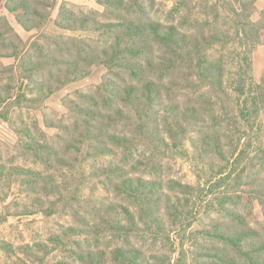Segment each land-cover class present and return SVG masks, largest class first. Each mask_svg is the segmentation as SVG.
<instances>
[{
  "label": "trees",
  "instance_id": "16d2710c",
  "mask_svg": "<svg viewBox=\"0 0 264 264\" xmlns=\"http://www.w3.org/2000/svg\"><path fill=\"white\" fill-rule=\"evenodd\" d=\"M95 1L103 8L64 1L52 19L57 0H0L30 34L0 12V119L16 135L0 182H18L19 214L55 218L20 252L50 264H264L259 0ZM94 67L106 69L99 83L47 105Z\"/></svg>",
  "mask_w": 264,
  "mask_h": 264
},
{
  "label": "rangeland",
  "instance_id": "374dc122",
  "mask_svg": "<svg viewBox=\"0 0 264 264\" xmlns=\"http://www.w3.org/2000/svg\"><path fill=\"white\" fill-rule=\"evenodd\" d=\"M64 1L76 2L90 7L102 9L95 0H57V4L53 9L52 19L56 18L58 9ZM264 8V0H259L257 3V12L255 18H258L259 11ZM0 12H4L8 15L12 24L18 29V31L27 37L28 33H25L23 29L18 25L15 16L10 14L4 6L0 9ZM52 30H56L53 21L49 24ZM36 34L34 32L32 35ZM10 62L11 60H6ZM105 67H94V70L90 77L80 80L62 91L54 94L47 102L52 108H61V99L63 96L71 93L75 89L88 90L91 86L96 85L101 81L103 74L105 73ZM253 76L257 82H260L264 77V43L258 45L253 54ZM264 122V113L262 115ZM7 142L11 147L16 141V135L11 130L8 123L0 119V150L3 152V159L0 158V163H6L10 165V160L15 153L14 149L11 151L5 150L3 142ZM179 165L183 166L185 172L188 174L189 179L194 180V173L191 171L190 165L186 159H180ZM19 187L17 181H11L7 184V180L0 182V264H50L51 258H48L43 263H34L29 260L24 254L20 252L19 247L21 245L30 243L33 244L37 235L46 239V229L50 222H54L55 218H47L42 213H33L31 215L19 214L12 206V201L19 197ZM102 194V192L100 193ZM256 214L262 217V208L259 204L256 206ZM263 218V217H262ZM7 247V248H6Z\"/></svg>",
  "mask_w": 264,
  "mask_h": 264
}]
</instances>
